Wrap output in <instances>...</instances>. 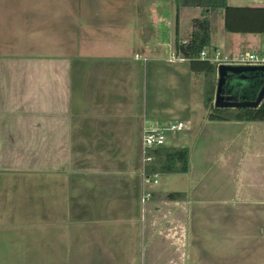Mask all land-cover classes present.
<instances>
[{"label":"crops","instance_id":"obj_1","mask_svg":"<svg viewBox=\"0 0 264 264\" xmlns=\"http://www.w3.org/2000/svg\"><path fill=\"white\" fill-rule=\"evenodd\" d=\"M41 1L0 0V264H188L199 207L264 203V121L210 120L206 107L197 122L172 116L188 83L204 90L175 46L202 8L177 18L174 0H116L131 18L118 20L94 0H66L58 30L53 0L44 11ZM241 34L212 32L211 48L244 54ZM245 34V45L264 44ZM176 121L185 131L168 129ZM151 124L165 145L190 147L189 171L165 183L147 174Z\"/></svg>","mask_w":264,"mask_h":264},{"label":"rangeland","instance_id":"obj_2","mask_svg":"<svg viewBox=\"0 0 264 264\" xmlns=\"http://www.w3.org/2000/svg\"><path fill=\"white\" fill-rule=\"evenodd\" d=\"M42 1V11H44L47 2ZM228 2L231 6H264V0H228ZM80 3L81 5L84 4L82 0ZM52 6L54 7L51 10L52 14L56 13L57 17L60 16L58 18V25L60 26L58 30H60L67 23L65 14L69 12V7L72 4H68L66 0H53ZM89 6L94 8V12L119 15L117 16L118 20H121L124 17L122 14H124L127 16L124 19L131 20L130 14L125 13L129 12V10L127 11L129 9L128 4L126 8V5L119 6L116 0H94L93 4L90 3ZM162 9L168 13V7L164 6ZM121 10L124 13L121 14ZM137 10L143 15L142 24L145 26L144 15L147 11V5L139 3ZM188 23L183 21V27ZM122 29L126 30L125 28ZM123 30L122 32L126 35L122 42L129 43L130 32ZM225 31L224 13L219 11L212 18V32L215 41ZM184 32L186 31L184 30ZM162 36L160 33H153L150 38L159 41ZM240 37H242V50L245 54L263 52L264 44L260 47H249L245 45L247 34L243 33ZM165 74L170 75L169 73ZM202 82L199 78L196 79L192 89L189 83L186 85L187 88L182 92L183 94L185 92V96L187 95V106L185 110L176 111L172 114L174 120L183 119L186 122L188 120L197 122L202 115L207 113ZM165 91L169 92L167 95L170 98H174L176 93H173L171 86L165 85ZM185 129L181 130L185 131ZM167 177V174L162 173L159 178L165 183ZM193 217L189 233L191 255L188 264H264V203L235 201L212 205L205 204L201 208L199 207Z\"/></svg>","mask_w":264,"mask_h":264},{"label":"trees","instance_id":"obj_3","mask_svg":"<svg viewBox=\"0 0 264 264\" xmlns=\"http://www.w3.org/2000/svg\"><path fill=\"white\" fill-rule=\"evenodd\" d=\"M177 10L182 7H201L202 17L193 20L190 38L175 40L176 53L190 61L195 74H204L205 107L210 120L264 121V97L257 106L218 107L214 105L217 84V65L200 57L201 52L212 45V18L219 11L224 13L225 30L232 33L264 34V6H231L228 0H174ZM154 162L147 167V174L186 173L190 169V147L162 145L147 150ZM185 192L166 193L169 199H180Z\"/></svg>","mask_w":264,"mask_h":264},{"label":"water","instance_id":"obj_4","mask_svg":"<svg viewBox=\"0 0 264 264\" xmlns=\"http://www.w3.org/2000/svg\"><path fill=\"white\" fill-rule=\"evenodd\" d=\"M264 97V65H221L214 105L257 106Z\"/></svg>","mask_w":264,"mask_h":264},{"label":"built area","instance_id":"obj_5","mask_svg":"<svg viewBox=\"0 0 264 264\" xmlns=\"http://www.w3.org/2000/svg\"><path fill=\"white\" fill-rule=\"evenodd\" d=\"M202 59L209 60L217 65H264L263 52H249L247 54H229L220 48H206L201 52ZM185 126L183 121L171 122L168 126L169 130H180ZM167 142V131L156 124H151L145 127L143 133V146L147 160L153 159V156L147 154L150 148L165 145Z\"/></svg>","mask_w":264,"mask_h":264}]
</instances>
